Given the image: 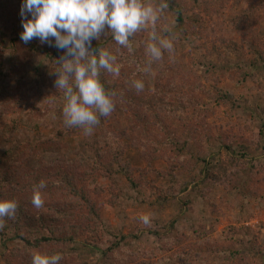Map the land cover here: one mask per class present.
I'll return each instance as SVG.
<instances>
[{"label": "rangeland", "instance_id": "obj_1", "mask_svg": "<svg viewBox=\"0 0 264 264\" xmlns=\"http://www.w3.org/2000/svg\"><path fill=\"white\" fill-rule=\"evenodd\" d=\"M22 2L0 0V194L49 219L37 236L61 231L30 249L0 219V264H31L36 251L60 264H264V0H168L154 30L174 48L148 71L153 26L130 37L131 52L106 27L98 41L120 74L101 70L115 109L91 135L64 123L56 87L17 104L16 72L30 83L60 64L15 44ZM106 142L122 150L114 175L98 167Z\"/></svg>", "mask_w": 264, "mask_h": 264}, {"label": "clouds", "instance_id": "obj_2", "mask_svg": "<svg viewBox=\"0 0 264 264\" xmlns=\"http://www.w3.org/2000/svg\"><path fill=\"white\" fill-rule=\"evenodd\" d=\"M168 8V0L158 6L143 0H23L21 40L27 44L38 39L65 53L55 70L58 78L55 86L64 96L63 117L68 127H80L91 135L100 123V117H108L115 109L114 92H108L100 80L101 70L120 74L117 57L109 50L91 48L92 40H99L107 27L115 42L132 51L130 37L138 31L153 26L146 54L153 61H160L164 51L172 52L173 41L158 36L154 26L159 15ZM30 14V18L29 17ZM137 92L144 89L141 80L134 82ZM46 187L42 180L34 189L32 204L37 209L44 206L41 191ZM18 204L12 199H0V219L14 217ZM144 225H150L149 215L140 217ZM2 226V225H0ZM60 253H32L31 264H60Z\"/></svg>", "mask_w": 264, "mask_h": 264}, {"label": "trees", "instance_id": "obj_3", "mask_svg": "<svg viewBox=\"0 0 264 264\" xmlns=\"http://www.w3.org/2000/svg\"><path fill=\"white\" fill-rule=\"evenodd\" d=\"M23 1V0H22ZM258 8V5L254 6V4H251V7L249 9V12H251L250 16L247 18V29L249 27L253 28L254 24V18H255V12ZM179 21L183 22L182 16H179ZM16 26V31H17V36H15L14 42L15 44H22L24 47H26L29 51L34 52L35 50L39 49V51H43L46 53L50 58H60L65 55V53L61 50H58L55 47L49 46L48 44H41L38 39H33L29 43L25 44L20 36L21 33L23 32V27H22V20L18 19V22H15ZM41 48V49H40ZM91 48L94 50L98 49H106L105 44L102 42L98 41L97 39H93ZM256 53L258 56L263 57V52L262 50H257ZM60 66V64H58ZM58 66V67H59ZM26 70L24 69L20 74L15 73V78L19 84V87L22 89L25 87V91H22L19 89V93H17V104L23 105H32L31 101L33 99L37 100L43 95V90L46 87H49L51 90H53L55 86V81L58 78V76L55 75L54 71H50L45 75H39L36 79L31 81L30 83L26 82L23 76V73ZM16 96V93L14 94ZM44 98V95H43ZM6 101L8 103L15 101L14 96L10 95L6 97ZM33 107V106H32ZM107 143V149L104 154H99V159L100 161L98 162V167L101 169L104 174L107 175H114L117 172L119 162H118V157L122 153L121 148L117 147L116 150H111L112 144H116L115 142H106ZM33 150V149H32ZM110 154V156L108 155ZM112 155V157H111ZM99 169V170H100ZM43 172H46L43 170ZM44 174L42 176L37 177V182H33V184L37 187L40 182L43 180L44 181ZM3 180L5 181L7 178L2 177ZM32 184V188L35 187ZM3 185V184H2ZM75 188V194L79 195L80 192L78 190V187L76 185H73ZM63 190V189H61ZM5 188L3 186V189L1 190L0 194V199H6L5 196ZM82 193V192H81ZM84 196V195H83ZM11 199V198H10ZM88 200V199H87ZM18 204V207L16 209L14 217H4L7 220V225L6 228L13 227L15 228L17 232V236L25 242V245L30 248H39L42 247L45 243L52 242L53 240L56 239V236L59 234L61 231L60 228L51 229L52 235H43V236H37V234L40 233L41 230L44 228L50 227L49 224V219L44 218V215L40 214L39 212H36L35 214L30 213V210L28 207H26L25 204H22L21 202L16 201ZM61 208V207H60ZM57 213L60 212L59 209L56 210ZM59 240V239H56Z\"/></svg>", "mask_w": 264, "mask_h": 264}]
</instances>
